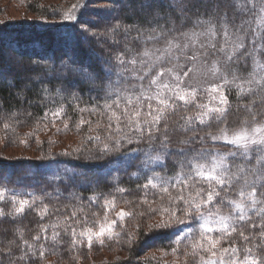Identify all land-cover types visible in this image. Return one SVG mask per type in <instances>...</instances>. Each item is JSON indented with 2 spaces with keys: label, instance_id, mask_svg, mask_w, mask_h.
<instances>
[{
  "label": "snow or ice",
  "instance_id": "obj_1",
  "mask_svg": "<svg viewBox=\"0 0 264 264\" xmlns=\"http://www.w3.org/2000/svg\"><path fill=\"white\" fill-rule=\"evenodd\" d=\"M82 7L73 5V10L79 11ZM120 8L132 23L118 22L103 33H92L98 45L109 41L124 45L123 51H117L106 61L109 72L115 62L117 80L113 83L110 75L107 77L109 83L102 105L84 108L76 105L80 113L95 115L99 112L106 119L103 135L97 132L88 137L102 145L99 155L89 159L101 160L119 151L122 143L140 144L145 137L149 147L130 150L125 153V159H136L140 152L144 153L146 164L161 163L169 155L181 157L179 170L173 177L164 179L153 172L142 186L145 190L158 189L169 194V205L159 210L167 219L156 227L166 229L173 224H184L185 219H194L200 229L196 236L191 234V225L172 235L191 241L195 264H264V110H261L264 109V0H122ZM75 19V15H64V21ZM65 56L59 70H52L57 72L62 88L75 87L76 76L93 85L97 79H103L93 77L73 56ZM249 63L251 70L245 76L241 66L247 69ZM200 67L211 75L212 82L195 85L190 82ZM233 89L239 104L237 110L247 114L235 129L227 124L233 107L229 93ZM43 92L50 95L47 88ZM57 95H61L60 89ZM203 96L208 97V102H203ZM72 98L80 100L76 93H72ZM193 110L195 115H181V112ZM49 115L53 117V125L57 120L70 119L66 117L63 103L45 112L44 118ZM174 115H179L182 121L176 125L179 130L195 132L196 125L203 130L215 123L218 133L209 132L207 137L178 140L173 144L168 122ZM85 124L91 130L92 122L82 115L75 125L77 131ZM3 127L7 130L10 124L4 123ZM64 128L68 129L67 122ZM206 139L212 141L214 151L192 148L195 143L203 145ZM154 145L162 150L155 156L151 154ZM220 145L230 148L222 152ZM173 147L174 152L170 151ZM112 163L108 161L93 167L106 169ZM64 172L68 174L64 179H74V169L66 168ZM76 175L89 179L83 173ZM170 190H176V194L172 195ZM117 191L122 193L125 189ZM229 192L235 195L230 196ZM98 199L93 196L89 201L96 203ZM0 203L11 204L7 213L0 209V216L12 220L22 217L27 210L39 209L41 220L53 214L42 197L30 193L9 195L0 189ZM103 206L107 216L115 207V200L105 198ZM126 215L121 211L118 219L123 221ZM63 216L65 227L62 231L71 234L73 245L86 242L91 247L94 238L106 234L111 239L117 224L113 220L107 228L101 226L97 232L91 228L77 232L75 225L87 224V218L79 217L75 207ZM49 227L53 229L51 236L48 235ZM58 227L57 224L41 225L40 233L32 238L33 242H40L38 247L25 240L23 232L17 229L20 243H12L21 252L16 258L25 264L42 260L45 242L58 241ZM217 245L222 246L218 248ZM197 250L208 255H198ZM13 255L9 247L0 256V262L4 258L11 261Z\"/></svg>",
  "mask_w": 264,
  "mask_h": 264
},
{
  "label": "trees",
  "instance_id": "obj_2",
  "mask_svg": "<svg viewBox=\"0 0 264 264\" xmlns=\"http://www.w3.org/2000/svg\"><path fill=\"white\" fill-rule=\"evenodd\" d=\"M91 1V3L94 4L107 3V6L115 5V2L113 3L112 0ZM88 2L89 0H75L73 5H83V7L80 8V12L73 14L76 16L75 23L79 22L83 16L81 15L83 13V8H86ZM121 2L122 0H119V2L116 3L117 6L112 10L113 25L118 22L124 24L132 23L129 15L121 10ZM37 6V4H31L30 11L36 14L39 13L42 17L49 15L46 10L37 8ZM88 14L89 13L84 14L86 18L90 16ZM84 25H86V22ZM70 26L71 25L68 24V22H62L57 23L52 27H48L45 30L29 29L25 27L8 28L3 31L0 30L1 50L3 46L7 49L10 46L12 47V45L14 47L15 43L13 41L24 36L26 38L25 43H27L29 47L33 44L37 45L40 52H44L43 56H45L44 60L38 57L37 53H39V51H35L37 53L29 54V56H27V50L17 51L20 49H16L15 47L16 50L14 52L12 51L14 56L13 59L8 60L2 53H0V70L5 71V73H3L5 74L3 75L4 78L0 79V140L7 143L15 142L21 135L29 137L32 134L35 136L38 133H41L42 130L46 129L48 122L52 124V121L48 119L51 118V115H49L47 119L44 118L45 112H49L58 107L61 103L64 104L66 108V117H69L71 122L76 121L75 119L77 117L75 116L81 117L82 115L85 120H90L92 122L91 130H89V125L87 124V126L81 127L79 131L76 130V134L86 138L89 136H95L94 134H97V132H100L101 135H103V128L106 124V119L103 118L99 112L95 115H90L88 113H80L76 110L77 104H79V107L84 108L93 107L97 104L102 105L104 103L103 98L106 96V89L103 86V79H98V81H96L97 86L95 91L89 92L92 83L76 76L74 77V80L77 82L76 86L80 81L83 82V85L81 87L79 86L77 89H65L62 88L61 81L56 78L57 72L52 70H59L61 59L67 58L65 54L73 56L79 63L80 61H84V58H88L87 61H92V58L89 59L88 57L89 49L92 50L95 55H101L102 61L105 62L107 59H111L117 51H123L124 45L122 43L117 45L107 42L101 45L103 46L102 49H99L94 45V42L91 44L82 42L83 40L81 41V39H84L83 35H81L80 39V35H77ZM42 34L47 35V38L43 37ZM60 36H65L67 38L65 44L62 43L64 39L59 41ZM68 39L69 41H72L73 47L69 46ZM133 47L138 49L139 45H134ZM98 60L100 59L98 58ZM102 61L99 62L101 67L97 65H88L89 67H87L86 70L93 77H102L105 69L102 67ZM113 68L114 71L109 72V68H106L105 71L111 76L112 80L116 81L117 67L114 61ZM250 70V63L247 69L241 66V71L245 76ZM48 76L53 77L54 80L49 81ZM44 88L49 89L50 95H46L43 92ZM57 89L61 90V95H57ZM72 93H76L80 97V100H74L72 98ZM229 100L233 107L227 116V124L229 127L235 129L241 125V122L247 114L237 110L239 104L237 102L235 89L229 93ZM243 102L244 101H241V103ZM184 114L195 115V111L193 110L189 113L182 112L181 115ZM247 118L249 123H251V116L248 115ZM57 121H59L61 126L63 125L61 123L62 120ZM66 121H68V119ZM98 122L99 127L97 126ZM4 123H9L10 128L5 130L3 127ZM168 123L171 132V142L173 144L178 140L190 139L193 137L196 139H199V137H207L209 132L213 135L218 133V126L215 123L212 124L211 128H205L203 130H200V125H196L195 127L198 130L195 132H184L179 130L176 128L178 123H182L179 115L172 116ZM223 126L224 125H220L219 127ZM71 127L73 128V125H71ZM161 128H163V125H161ZM48 143L47 138L42 139L40 144L35 148L37 150H44L46 149L44 146H47ZM93 143L94 142L90 141L91 145L85 146L92 147H86V149L80 150L79 155L82 157L80 159H85L84 161H81L78 158L61 156L51 157L48 160L40 159V157L5 160V158L0 157V167L6 172L5 175L0 174V177L3 178L0 180V189L5 190L6 194L9 195L15 192L19 195L30 193L42 197L44 203L49 206L50 211L53 213L49 217L44 218V220H41L36 213H31L29 211H26V214L22 217H18L16 220H12L7 216H0V250H3L0 252V256H2L3 252H6L9 247H11L13 253H15V255L12 256L11 261H9L8 258H4L0 264H25V261L16 258L20 255L21 250L16 247V244L12 243L13 241H16L17 244L20 243V240L16 235L17 229L23 232V238L25 240L33 242L32 238L40 233L41 225L48 226L53 224L59 225L56 229V231H60L58 241L56 243H52L50 240L45 242L47 245L45 248V257L39 261L28 262V264H48V260L50 259H53L52 264H75L76 258H83L88 255L86 254L88 252H85L83 248L78 249L76 246L71 245V234L62 231L65 227L63 214H70L75 207L79 217L87 218V224L75 225L77 232L82 228H93L95 218L91 214L96 212L101 213L103 209L100 205L102 200L112 193L117 194L116 191L118 188L125 189L124 192L116 197L120 200L125 197L129 199L130 203H128V205L132 212L130 215L132 219H130V221H133L134 224L127 225L123 230V234L125 233V235L118 244L109 243L107 245L108 249L114 246L118 248L116 255H118L119 259L117 258L115 262L96 261L93 264H146L138 259L141 256L140 254H142L141 252L146 249L150 247L152 250H168L174 248V235H172L171 232H164L156 227L160 224L158 223V218L161 217V215L158 217V214L160 213L159 210L165 205H169V197L166 198L165 195L157 193L159 190L157 191L150 188L143 191L141 187L147 182V177L153 175V172L164 179L173 177L179 170V160L182 158L175 155H169L164 157L161 163L146 164L144 153L140 152L136 159H125V153H128L130 150L138 148L147 149L149 147L147 137H145L144 141L140 144L122 143V147L119 151L112 152L101 160H92L89 159L90 156L99 155L98 150H95L93 147ZM192 148L197 151L202 148L206 151L215 150L212 147V141L207 139L203 145L195 143L192 145ZM229 148L230 146H219V150L222 152H227ZM160 151L162 150L158 149L157 145H154L151 154L155 156ZM170 151L174 152L175 148L173 147ZM108 161H113V163L106 169H97L93 167V165H105ZM140 163L143 164L145 170L138 172L135 170L134 166H138ZM25 168H27V171H25ZM66 168L74 169V179H64V177L68 175L64 172V169ZM46 170H49L48 174H43ZM79 173L85 174L89 178L88 181H90L91 184H79L83 182L87 183V180H84L83 176L76 175ZM98 174L100 176H97ZM57 176H60L61 179L57 180ZM175 192L176 191L173 190L171 194L175 195ZM228 195L234 196L235 194L229 192ZM93 196L99 198L96 203H90L89 201V198ZM143 200H150L153 201V203H145ZM7 208L8 207H6L5 204L0 203V209H3L5 213L9 211ZM81 208L83 211H80ZM57 209L59 211H56ZM118 224L119 222L116 225ZM52 231L53 229L49 227V236H51ZM129 238H131V241ZM33 243H36L38 247L40 242ZM87 250H89V252L95 251L92 247ZM120 253L122 255H120Z\"/></svg>",
  "mask_w": 264,
  "mask_h": 264
},
{
  "label": "rangeland",
  "instance_id": "obj_3",
  "mask_svg": "<svg viewBox=\"0 0 264 264\" xmlns=\"http://www.w3.org/2000/svg\"><path fill=\"white\" fill-rule=\"evenodd\" d=\"M91 2L92 1L89 0L86 8L85 9L83 8V13L81 14L83 16L81 17L79 22L75 23V20L70 21V22L64 21V15L65 14L73 15L74 13L80 12V10L75 11V12L73 10L72 6L75 3V0H0V28L5 27V28H1L0 30L3 31V30H7L8 28L11 29L14 27H18V28L25 27V28H29V29H44L45 30L48 27H52V26L56 25L57 23L68 22V24L71 25L70 26L71 29L74 30L77 33V35H80V39H81V35H83L84 39H81V41L83 40L82 42L91 44L92 42H94V38L92 36V33H103L106 29H108L110 26L113 25V21H112L113 11L112 10L117 6L116 3H118L119 0H115V1L112 0L113 3L115 2L114 6H110V5L107 6V3L94 4ZM31 4H37L38 5L37 8L46 10L49 15L46 17H42L39 15V13L36 14L34 12H31L30 11ZM87 13H89L88 15H90V16H88V18H86L84 15ZM85 22H86V25H84ZM11 25H14V26H11ZM46 31H48V30H46ZM44 33H45V31H44ZM42 36L47 38V35H45V34H42ZM62 39H64L62 41V43L65 44L67 42V38L65 36H60L59 41H61ZM25 40H26V38L24 36H21V37L15 39L13 41L15 43V45L17 46L16 47L14 45V47L16 49H18V48L20 49L17 51L27 50V56H29V54H35L39 51V53H37V56L42 58V60H44V57H45V56H43L44 52L43 53L40 52L39 48L35 44H33L35 46L32 45L29 47V45H27V43H25ZM68 41H69V39H68ZM6 42H7V40H6ZM108 43H112V42L109 41ZM94 45L97 46L99 49L103 48V46L98 45L95 42H94ZM69 46L73 47L72 41H69ZM14 47L12 45V47L10 46L7 49V48H4V46H3L2 50L0 49V53H2L4 55V57H6V59H8V60L13 59L14 56L12 54V51L14 52L16 50ZM35 51H37V52H35ZM88 51H89L88 57H89V59L92 58V61H90V60L87 61L88 58L87 59L84 58L83 59L84 61H80V64L84 65L85 68L89 67L88 65H97V66L101 67L99 62L102 61V59H101L102 56L101 55L100 56L95 55V53L92 50L88 49ZM66 52H68V51H66ZM95 57H96V60H95ZM98 58L100 60H98ZM106 61L105 62L102 61L103 62L102 67L105 69L106 68L108 69ZM105 69H104V71L102 70L103 71L102 77H103V81H104L103 86L106 89V85L109 83V79H107L109 74L106 73ZM111 71H114L113 65H112ZM3 73H5V71L0 70V79L4 78L3 75H5V74H3ZM205 77H207V79H205ZM110 79H111V76H110ZM7 80H8V78H7ZM48 80L52 81V80H54V78L49 77ZM96 81H98V79ZM111 82L114 83L115 80L111 79ZM188 82L189 81H186V83H188ZM190 82L194 85L195 84L209 83V82H212V77L210 74H207L205 68L200 67V71L198 73H196L194 76H192ZM96 84L95 85L91 84L92 86H91V89L89 92L95 91L96 86H97ZM82 85H83V82L80 81L77 86L71 87V88L77 89L79 86L81 87ZM202 99H203V102H205V103L208 102L207 96H203ZM86 113L87 112H85V114ZM181 114H182V112H181ZM192 115H194V114H192ZM75 117H77L75 119L76 120L75 122H71L70 119H68V121H62L61 122L63 124L62 126L59 123V121H57L55 123V125L50 124V122H48V125H46V129L44 128L45 130H42L41 133H38L35 136L32 134L29 137H26L25 135L22 136L20 134L21 136H19L15 142H9V143L0 140V157L5 158V160H20V159L34 158V157H38V158L40 157V159H47L48 160L51 157L61 156V157H68V158H78L79 160L84 161L85 159H80V158H82L79 155L80 150H84V149H86V147H92V146H85V145H91L90 140H88V138H86V137H81L78 134H76L77 129L74 125L77 124V122L80 120L81 117L80 116H75ZM48 119H50L52 121L53 117L51 116V118H48ZM64 122H67V124H68L67 130L64 128ZM71 125H73V128L71 127ZM83 126H87V124H85ZM93 127H95V126H93ZM94 135H96V134H94ZM45 138H47L48 142H49L47 146H44V148H46V149L37 150L35 147L40 144L42 139H45ZM93 144H94L93 147L95 148V150H98L99 147L102 146L100 144H96L95 142ZM64 153H68V155H63ZM134 168L138 172L145 170V168H143L142 163H140V165H138V166L135 165ZM25 169H26L25 171H27V168H25ZM48 172H49V170H46L43 174H48ZM0 174L1 175L6 174V172L3 171V169L1 167H0ZM97 176H100V175L98 174ZM89 183H90V181L87 180V183L83 182V183H79V184L85 185V184H89ZM141 189L143 191L145 190L143 187H141ZM155 190L158 191V189H155ZM170 191L172 192L173 190H170ZM116 193L117 194L112 193V194L106 196V198L109 200H112V199L115 200V198H116L115 207L107 212V216H105V209L103 206L105 198L102 200V202L100 204L101 207H103L101 213L96 212V213L91 214L95 218V222L93 224L94 226H93V228H91L94 232L99 231V228L101 226L107 228L110 225L111 221H113V220H116L117 223L119 222V224L116 225L114 228V232L112 233V238L109 239L107 234L101 238H94L92 241V245H91V247L95 250L93 252H89V250H87L90 247L87 245L86 242L77 243L76 245H73L72 240H71L70 242H71L72 246H76L78 249L83 248L85 250V252H88V253H86L88 255H86L85 257L80 258V259L76 258L75 264H93L96 261L115 262L117 260L118 255H116V253H117L118 248L114 246V247H111L110 249H108L107 245L109 243H111V244L117 243L118 244V242L120 240H122L124 235H125V233L123 234V230L127 227V225H130V224L132 225V224H134V222L130 221V219H132V217H130L132 212L130 211V209H129L130 207L128 205V203H130L129 199L127 197H125L122 200H120L116 196L120 195L121 192L116 191ZM157 193H159L161 195H165L166 198L169 197V194H165V193H162L160 191ZM175 194H176V192H175ZM185 195H187V193H185ZM144 196H146V195H144ZM143 201L145 203H150V204L153 203V201H150V200L149 201L143 200ZM1 204H5L6 207H8L7 208L8 210H10L12 207L10 203H1ZM165 206H168V205H165ZM27 211H29L31 213H36L38 215L39 209L37 211H31V210H27ZM121 211H123L127 214L124 217L123 221H120L118 219V214ZM177 215L179 216L180 214L177 213ZM159 216H160V213L158 214V217ZM2 217H5V216H2ZM47 217H49V216H46L45 218H47ZM181 218H183V217H181ZM164 219H167V216H164V217L161 216L160 218H158V223H161L162 220H164ZM189 225H191V229H190L191 234L193 236H196L200 229H199V224L197 222H195L194 219H191V220L185 219L184 224H173L172 227L166 228V229H161V230H163L164 232L166 231V232L174 233L175 231H177L180 228L188 229ZM159 230H160V228H159ZM184 235H185V233H181V236H184ZM222 245L227 246L226 244H222ZM222 245H217V247L219 248ZM173 246H174L173 249H168V250H163V249L152 250L150 247V248L146 249L145 251L141 252L142 254H140L141 256L138 259L141 262L146 263V264H195L196 258L192 254V248H191V241L190 240H188V239L180 240V237L174 236ZM197 253H198V255H204V256L208 255L207 253L201 252L199 250H197ZM120 255H122V254L120 253ZM52 263H53V259L48 260V264H52ZM62 264H69V263H62Z\"/></svg>",
  "mask_w": 264,
  "mask_h": 264
}]
</instances>
